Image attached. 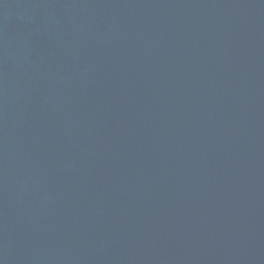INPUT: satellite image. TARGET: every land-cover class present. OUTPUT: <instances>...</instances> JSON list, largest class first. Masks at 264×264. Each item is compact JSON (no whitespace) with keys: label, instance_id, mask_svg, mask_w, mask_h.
I'll use <instances>...</instances> for the list:
<instances>
[{"label":"water","instance_id":"95a60500","mask_svg":"<svg viewBox=\"0 0 264 264\" xmlns=\"http://www.w3.org/2000/svg\"><path fill=\"white\" fill-rule=\"evenodd\" d=\"M0 264H264V0H0Z\"/></svg>","mask_w":264,"mask_h":264}]
</instances>
